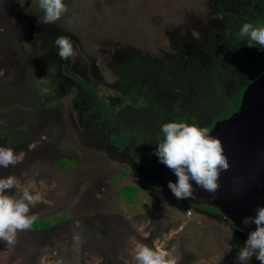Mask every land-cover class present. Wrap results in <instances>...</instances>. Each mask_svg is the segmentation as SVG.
<instances>
[{
  "label": "rangeland",
  "instance_id": "obj_1",
  "mask_svg": "<svg viewBox=\"0 0 264 264\" xmlns=\"http://www.w3.org/2000/svg\"><path fill=\"white\" fill-rule=\"evenodd\" d=\"M63 2L68 11L44 24L39 0H0V146L18 156L0 167V177L18 178L9 194H39L30 215L53 222L45 231H18L12 246L0 241V264H137L130 237L169 251L178 264H238L245 244L228 224L85 142L73 108L77 91L58 75L54 46L58 36L71 37L76 54L64 60V74L95 77L104 96H115L107 88L117 82V57L130 47L167 49L163 31L180 26L187 13L208 14L210 0ZM126 186L139 189L133 204L119 194Z\"/></svg>",
  "mask_w": 264,
  "mask_h": 264
},
{
  "label": "flooded vegetation",
  "instance_id": "obj_2",
  "mask_svg": "<svg viewBox=\"0 0 264 264\" xmlns=\"http://www.w3.org/2000/svg\"><path fill=\"white\" fill-rule=\"evenodd\" d=\"M209 4L208 14L187 13L180 26L163 31L167 49L124 50L112 69L117 82L107 88L115 96H104L94 85L95 77H67L60 59L58 75L77 91L73 108L85 142L156 188H164L159 179H178L155 155L163 141L162 125L185 122L210 131L239 110L245 91L264 75V49L248 47L247 38L239 35L244 23L264 26V0H210ZM238 100L239 108L233 111ZM225 114L229 116L223 118ZM200 209L228 224L245 244L218 210ZM251 261L261 264L256 256Z\"/></svg>",
  "mask_w": 264,
  "mask_h": 264
},
{
  "label": "clouds",
  "instance_id": "obj_3",
  "mask_svg": "<svg viewBox=\"0 0 264 264\" xmlns=\"http://www.w3.org/2000/svg\"><path fill=\"white\" fill-rule=\"evenodd\" d=\"M39 8L43 11L40 19L44 24H54L68 11L63 0H39ZM239 35L247 38L248 47L264 49V26L244 23ZM61 60L73 57L75 45L71 37L58 36L54 41ZM0 69V77L4 76ZM43 80V79H42ZM163 141L158 143L155 155L160 163L173 171L177 182H169L168 187L178 200H195L194 184L212 194L220 189L218 183L221 172L230 168L228 157L220 139L212 136L207 127H199L185 122L164 123L160 129ZM18 159L14 149L0 146V167L8 168ZM14 175L0 177V241H6L7 246L16 242L17 232L31 228L37 217L30 215V206L40 200L39 194H32L27 188L17 195L9 194L19 184ZM191 215V212L188 213ZM245 227L255 225L243 247L237 253L238 264H249L253 256L264 264V206H258L253 216L242 220ZM79 239V237H77ZM132 246L133 259L137 264H178V258L167 250H160L140 242L135 237L129 238Z\"/></svg>",
  "mask_w": 264,
  "mask_h": 264
},
{
  "label": "water",
  "instance_id": "obj_4",
  "mask_svg": "<svg viewBox=\"0 0 264 264\" xmlns=\"http://www.w3.org/2000/svg\"><path fill=\"white\" fill-rule=\"evenodd\" d=\"M209 133L221 140L230 168L221 172L215 198L193 182L196 199L185 201L210 219L217 216L200 207L218 210L239 236L247 240L255 225L245 227L242 220L253 216L258 206H264V75L245 91L239 110L218 122ZM158 181L171 192L169 182Z\"/></svg>",
  "mask_w": 264,
  "mask_h": 264
},
{
  "label": "trees",
  "instance_id": "obj_5",
  "mask_svg": "<svg viewBox=\"0 0 264 264\" xmlns=\"http://www.w3.org/2000/svg\"><path fill=\"white\" fill-rule=\"evenodd\" d=\"M239 105H240L239 100L234 102L233 111H237L239 108ZM228 116L229 114H225L222 117L227 118ZM124 176H127V173H125ZM138 193H139V189L134 186H126L119 191V194L124 196L127 199V201L132 204L134 203V199ZM208 209L210 208L208 207ZM52 226H53V222H50L47 220H38L32 224V227L37 231H45V230L50 229Z\"/></svg>",
  "mask_w": 264,
  "mask_h": 264
}]
</instances>
